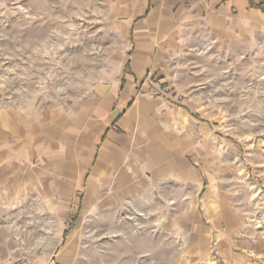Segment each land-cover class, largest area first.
<instances>
[{
    "label": "crops",
    "instance_id": "0c3cea01",
    "mask_svg": "<svg viewBox=\"0 0 264 264\" xmlns=\"http://www.w3.org/2000/svg\"><path fill=\"white\" fill-rule=\"evenodd\" d=\"M115 19L128 53L116 85L96 87L69 112L0 108V264H215L213 248L224 264H264V240L237 242L240 215L205 185L184 109L144 83L160 74L180 29L264 36V0H119ZM211 204L221 217L206 229L196 214ZM170 205L181 208L178 250L155 247L148 232L167 223ZM126 220L147 233L125 235ZM133 238L148 248H121ZM97 241L100 251L82 249Z\"/></svg>",
    "mask_w": 264,
    "mask_h": 264
},
{
    "label": "rangeland",
    "instance_id": "374dc122",
    "mask_svg": "<svg viewBox=\"0 0 264 264\" xmlns=\"http://www.w3.org/2000/svg\"><path fill=\"white\" fill-rule=\"evenodd\" d=\"M118 5L119 0H0V108L69 112L96 87L116 85L128 55L115 24ZM172 34L161 56L163 69L144 81L145 89L184 109L205 185L240 215L243 232L235 240H264V36L218 39L202 25ZM180 209L170 205L167 223L148 227L155 247L178 250L183 244L173 216ZM219 213L214 204L200 205L197 222L207 229ZM126 221L119 228L125 235L147 233L145 225ZM92 236L98 239L99 233ZM127 245L148 248L134 238L120 246ZM99 247L97 241L82 249ZM213 250L210 260L224 264Z\"/></svg>",
    "mask_w": 264,
    "mask_h": 264
}]
</instances>
